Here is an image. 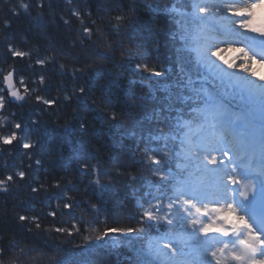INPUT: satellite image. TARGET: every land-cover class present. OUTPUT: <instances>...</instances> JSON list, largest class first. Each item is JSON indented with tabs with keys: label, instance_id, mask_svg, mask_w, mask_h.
<instances>
[{
	"label": "snow or ice",
	"instance_id": "obj_1",
	"mask_svg": "<svg viewBox=\"0 0 264 264\" xmlns=\"http://www.w3.org/2000/svg\"><path fill=\"white\" fill-rule=\"evenodd\" d=\"M3 3L9 7L0 21V43L7 53L0 57V193L7 196L27 186L29 199L45 204L55 200L56 207L47 212L52 218L49 227L43 226L41 216L18 212L16 227L22 231L0 237V264H74L64 245L74 244L82 235L74 214L83 206L76 194L85 177V192L99 197L122 185L131 190L137 207L138 227L93 228L97 251L106 248V238L116 236L126 238L112 247L129 246L131 255L124 257L128 264H264V74L257 68H264V0L145 4L167 25L149 29L155 37L151 43L157 63L150 62L145 43H136L144 37L137 31L135 3L127 11L116 5L118 14L111 19L106 14L113 11L114 0H97L101 15L96 19L90 0H84L85 8L79 6L80 0ZM22 15L35 29V46H18L8 31L13 18ZM160 37L173 42L178 80L164 86L166 108L141 115L137 109L143 111V103L137 101L155 99L160 90V81L152 78L172 71L159 66ZM27 39L20 38L24 43ZM65 44L83 56H72ZM117 52L138 77L129 81L130 86L140 82L143 87L144 80L150 81L143 95L130 87L119 111L107 95L89 103L92 89L86 86L89 74L104 78L110 69L103 62L111 63ZM64 58L74 61L71 67L61 63ZM172 88L178 91L173 94ZM73 102L77 107L63 124L65 133L77 120L86 132L88 124L81 113H95V121L131 139V145H120L129 154L128 167L119 156L105 166L85 147L66 160H49L52 153L40 152L45 118L55 115L58 120L59 110ZM25 109L32 113L27 120ZM18 151L15 163L11 158ZM24 158L29 161L26 165ZM132 165H140L156 179L143 171L137 174ZM85 203L96 217L91 223L99 224V204ZM58 215L67 216L70 226L63 219L57 222ZM103 223L107 225V217ZM84 239L90 243L93 237ZM104 264L123 262L117 257Z\"/></svg>",
	"mask_w": 264,
	"mask_h": 264
},
{
	"label": "trees",
	"instance_id": "obj_2",
	"mask_svg": "<svg viewBox=\"0 0 264 264\" xmlns=\"http://www.w3.org/2000/svg\"><path fill=\"white\" fill-rule=\"evenodd\" d=\"M34 2V0H33ZM153 0H114L112 5L113 11L110 14H106L108 19L114 17L118 13L115 11L116 5H122L123 10L127 11L128 6L135 3L139 9L138 19H137V31L140 33L144 39H138L136 43H145V53L148 55L151 63H157L156 56L157 52L154 51V45L151 43L155 37H152L149 33V29L155 28L156 30L166 29L167 25L165 23V18L159 16L158 18L153 16L148 12L144 7L145 4L152 3ZM161 3L167 2V0H160ZM15 0H13V4ZM97 0H90L89 6L93 12V19H96L101 13L97 12L96 8ZM61 7H67L65 5H60ZM81 8H85L84 0H80ZM9 5H5L3 0H0V21L5 17ZM104 7L107 8L108 5L104 4ZM115 21L113 20V23ZM107 30V26H105ZM12 33L13 37L16 39L18 46L20 47H31L38 44V41L34 39L33 33L35 29L31 26L29 18L26 16H21L20 18H13V26L8 30ZM62 35L67 36V33L64 32ZM21 37H27V43H24L20 40ZM161 44L159 49V55L161 61L159 66L163 68H171L172 71L169 72L165 77L158 78L153 77L152 80H159L160 85L159 89L155 92V99H150L147 102L137 101L138 104L143 103V111L137 109L141 114L152 115L153 110L157 108H166L168 100V91L163 90L164 86L167 84L176 83L178 80L177 72L178 69L175 64V58L173 56L174 45L172 41L165 43V38L160 37ZM65 49L71 51L72 56L83 54L78 49H68L65 44ZM87 47V45H86ZM135 51V49H133ZM7 53L4 50L3 44L0 43V57L6 56ZM61 63H67L69 67L74 61L71 58L61 59ZM106 66V69L110 71H105L104 78H97L95 75L89 74L88 84L86 86L91 87L92 92L89 97V103L92 99H99L102 95L110 96L118 105L117 110L119 111V106L125 104L126 95L129 92L130 87L135 92L136 95H143L147 92V85L150 83L149 80L143 81V87L140 82H137L135 85L130 86L129 81L137 80V76H133L132 69L129 68L127 64L121 62L120 53L117 52L111 63L103 62ZM117 77H120L117 79ZM56 83H59L57 80ZM83 83V81H81ZM73 83L69 82V89L73 87ZM170 91L175 94L178 91L176 88L170 89ZM55 92H53V96ZM72 107H77L75 102L64 109L59 110V119H56V116L46 117V123L43 124L40 128V136L42 138V147L40 152L43 153L45 150L52 153L49 157V160L60 157L61 159H68L71 157L74 150L80 149L81 147L88 148L95 152L96 156L103 161L105 166H108L112 163L111 157L119 156L121 164L124 167H128L130 164L129 154L121 149V143L125 146L131 145V139H125L115 130H109L106 125H101L99 122L94 120L95 113L89 111L87 113H81V118L86 121L88 128L86 132H82L79 128V120L72 122V128L70 133H65L63 129V124L68 121L72 115ZM183 107V106H182ZM125 110H127L125 108ZM19 111V110H18ZM54 111V110H49ZM167 115V113H164ZM32 113L28 112L27 109L24 110L25 120ZM175 115V113H173ZM56 120L55 123L53 121ZM165 131H168L165 128ZM99 149V151H96ZM15 163H19V151L12 157ZM2 162V161H0ZM95 162V161H93ZM29 163L26 158H24V164ZM47 166V165H46ZM136 173L143 171L144 175L148 176L149 179L155 180V177L150 176L146 170H142L140 165H132ZM113 170H115V165H113ZM40 178L43 181L44 176L41 170ZM49 181L52 179L51 176L48 177ZM25 183V182H21ZM28 184H31L32 181L28 180ZM87 183V177L84 178V182L81 183L79 187V192L76 194V199L81 202L83 205L81 208L77 209L74 214L77 219L80 220V227L82 235L75 237L74 244H65L64 248L67 250L69 258L74 262V264H104L105 260H110L115 262L116 258L119 257L123 264H128L124 257L131 255V250L126 243H121L117 247L113 248L112 245L117 240H123L126 238L123 237H109L108 244L106 248L100 249L99 251L95 250L96 241L95 231L93 228H96L98 231H102L105 227H138L137 224L138 215L136 201L131 195V190L125 188L122 185L115 186L114 189L101 194V196H95L91 190L85 192L84 185ZM137 195H139V190H137ZM21 201H26V203L21 204ZM86 201L91 203H97L100 206L101 212L99 213L98 219L99 224H92L91 222L96 219L94 213L89 208ZM56 201L53 200L50 204H45L41 202V199L32 200L29 199V189L27 186L20 189L19 191L12 192L7 196L0 193V237H11L17 232L22 231L16 227V215L20 210L28 212L31 215L41 216L43 219V226H51L50 222L51 217H47V212L49 210L55 209ZM66 211V210H64ZM105 217H107L108 223L105 225L103 223ZM61 219L66 221L65 226H70L71 220L67 216L61 218L57 216V222ZM156 235V233H153ZM84 237H93L92 241L86 242ZM6 243V239H5ZM100 244H104V241H100ZM78 245H84L85 248L81 249ZM138 247V245H135Z\"/></svg>",
	"mask_w": 264,
	"mask_h": 264
},
{
	"label": "rangeland",
	"instance_id": "obj_3",
	"mask_svg": "<svg viewBox=\"0 0 264 264\" xmlns=\"http://www.w3.org/2000/svg\"><path fill=\"white\" fill-rule=\"evenodd\" d=\"M257 68H258V71H259L261 74H264V68H260L259 65H257Z\"/></svg>",
	"mask_w": 264,
	"mask_h": 264
}]
</instances>
